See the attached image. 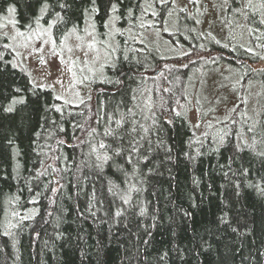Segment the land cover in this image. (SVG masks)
Masks as SVG:
<instances>
[{"label":"trees","instance_id":"trees-1","mask_svg":"<svg viewBox=\"0 0 264 264\" xmlns=\"http://www.w3.org/2000/svg\"><path fill=\"white\" fill-rule=\"evenodd\" d=\"M113 1L137 36L141 22L129 7L146 17L151 8L160 22L172 5L95 0L92 12V0H47L46 15L60 13L56 38L88 11L103 32ZM44 2L0 0V15L14 6L25 29ZM250 23L256 51L201 41L185 28L165 33L189 47L183 62L143 40L137 56L123 45L108 79L77 104L36 86L0 31V264H264V128L239 129V107L216 137L196 131L180 109L192 53H211L205 67L227 61L246 81L264 82V67L252 66L264 62V21Z\"/></svg>","mask_w":264,"mask_h":264},{"label":"rangeland","instance_id":"rangeland-1","mask_svg":"<svg viewBox=\"0 0 264 264\" xmlns=\"http://www.w3.org/2000/svg\"><path fill=\"white\" fill-rule=\"evenodd\" d=\"M170 1L172 5L160 22L155 21L154 11L149 8L152 16L141 22L138 38L168 57L181 56L174 62H183L190 52L189 47L173 43L165 35L179 30L185 32L180 23L182 11L185 12L184 20L195 21L191 28L201 37L209 36L216 43L235 50H257L252 37L257 36L258 31L253 30L250 19L252 14L264 18V2L261 0ZM52 21H58V17L45 14L38 26L33 23L22 29L17 24L16 11H7L0 16V31L10 40L16 66L25 70L36 86L50 88L57 97L72 104L91 99L99 83L108 79V67L119 57L125 42V27L119 26L116 18L112 17L100 32L93 13L88 11L80 27L71 26L56 38L54 26L57 22L50 28ZM74 27L76 31L72 32ZM20 32L24 35H19ZM37 33H40L39 38ZM209 55L211 53L187 56L188 64L195 65V69L186 78L187 97L181 102V111L199 133L209 132L221 137L241 107L242 121L237 127L245 131L262 130L264 82L256 79L246 81L245 71L227 61L214 60L215 63L212 61L205 67L204 63L211 60ZM212 55L219 56L217 53ZM252 66L255 69L264 67V62ZM159 72L161 70L156 73ZM13 105L11 103L9 107ZM243 121L246 125L242 124Z\"/></svg>","mask_w":264,"mask_h":264},{"label":"bare ground","instance_id":"bare-ground-1","mask_svg":"<svg viewBox=\"0 0 264 264\" xmlns=\"http://www.w3.org/2000/svg\"><path fill=\"white\" fill-rule=\"evenodd\" d=\"M161 1L162 2H169L170 0H161ZM112 3L115 4L118 9H120V4L119 3L115 2V1H113ZM127 10H128V14L129 15L130 14H136L135 15V16H137V19L135 21L136 23L143 22L145 19L151 18V16H152V13H150L151 16L146 17V13H144V15H143V11L142 10H140L139 12L138 11L137 12H134L135 10L132 9V8H130V7ZM255 16H259V15L258 14H252L251 19H254ZM182 17H184V16H182ZM182 17H180V21H181L180 23L182 24V26L185 29L191 31L192 34L195 33L196 36L198 37V39H200L202 41V40H205L207 38H211L209 36L201 37V35L199 34V32L193 31V29L191 28L192 25L195 23V21L193 23L192 20H188V19L184 20ZM261 20L264 21V18H261ZM189 31H187V32H189ZM185 37H186V39H189L191 41H194L195 40L194 39L195 38L194 35H191V36L185 35ZM123 39H125V44H124L125 47L123 48V53H125V55H127V56L131 55L130 53H131L132 50H134L133 53H135L136 56L139 55L140 53H145L144 52V49L146 48V46H144V43L141 40L138 39V36H137V33H136V27L135 26H129L128 25L127 28H125V36L123 37ZM203 43L204 42H202V44ZM118 58H116L113 61L112 65L116 62V60ZM158 70L159 69H156L155 72H158ZM142 81H143L142 79H139V80H137V83L142 84ZM143 83H144V81H143Z\"/></svg>","mask_w":264,"mask_h":264},{"label":"snow or ice","instance_id":"snow-or-ice-1","mask_svg":"<svg viewBox=\"0 0 264 264\" xmlns=\"http://www.w3.org/2000/svg\"><path fill=\"white\" fill-rule=\"evenodd\" d=\"M92 4H93V8L91 9V11H92V12H98L99 9L95 7V0H92ZM60 7H61V8H64L65 5H64V4H61ZM49 8H50V5L47 3V0H45V2H44V3L40 6V8H39V14H38L37 16L34 17V19H33V23L36 24V25L38 26L39 23H40V20L44 17L45 14H47ZM116 10H117V7H116L115 4H113V5H112V9H111V11H112V12H115ZM8 11H9V12H15L16 9H15L14 7H9V8H8ZM56 16H57L58 18H60V13H56ZM56 22H57V21H52V22L49 24V27L51 28ZM105 26H106V27L108 26L107 23H106ZM75 31H76V29H75V27H74V28L72 29V32H75ZM18 34H19V35H24L23 32H20V33H18ZM68 35H71V32H70ZM39 36H40V33H37V38H39ZM52 43L55 44V41L53 40ZM89 47H91V45H89ZM85 55H87L86 52H85ZM40 59H41V62H44V61L42 60V58H40ZM60 98H61V97H57V99H60ZM8 110L11 111V109H8ZM57 111H59V109H57ZM105 135H109V133H105ZM99 147H100L101 149H104V148L106 147V145L103 144V143H101V144L99 145ZM114 151H115V153H116L117 155L120 154V149L117 148V149H115ZM131 151H132V152H135V151H137V149L133 147V148L131 149ZM98 159H102V161H107V160L109 159V157H107V156H104V157H102V158L98 157ZM130 160H131V155H129V162H130Z\"/></svg>","mask_w":264,"mask_h":264},{"label":"flooded vegetation","instance_id":"flooded-vegetation-1","mask_svg":"<svg viewBox=\"0 0 264 264\" xmlns=\"http://www.w3.org/2000/svg\"><path fill=\"white\" fill-rule=\"evenodd\" d=\"M112 5H113V3H111L110 6H109V8H108V12H107L106 16L104 17V23L103 24L105 26L106 25V22L109 19H111L112 17H115L117 24L122 27V25H121L122 23L121 22L123 20H122L121 14H120V10L117 8V10L115 12H112L111 11ZM93 15H94V13H93ZM94 18H95V16H94Z\"/></svg>","mask_w":264,"mask_h":264}]
</instances>
